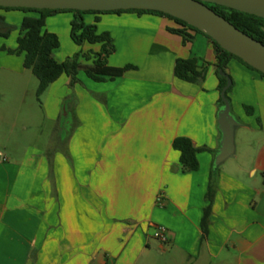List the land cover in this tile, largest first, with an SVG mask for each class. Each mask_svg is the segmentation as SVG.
Wrapping results in <instances>:
<instances>
[{
	"label": "crops",
	"instance_id": "0c3cea01",
	"mask_svg": "<svg viewBox=\"0 0 264 264\" xmlns=\"http://www.w3.org/2000/svg\"><path fill=\"white\" fill-rule=\"evenodd\" d=\"M31 16L0 10L15 28L0 37V101L37 97L24 56L8 52ZM83 18L87 25L98 19L97 34L110 35L108 66L129 69L116 79L88 78L101 45L72 41L73 13L47 18L46 30L60 41L57 62L79 53L90 59H79L76 84L63 75L41 97L46 118L71 127L60 135L54 129L44 149L0 139V264H264V78L230 61L235 154L212 177L223 138L212 40L188 31L185 42L173 32L181 26L156 15ZM178 60H194L202 78L179 80ZM177 138L205 149L197 172H182ZM158 227L167 230L165 244L155 237Z\"/></svg>",
	"mask_w": 264,
	"mask_h": 264
},
{
	"label": "trees",
	"instance_id": "16d2710c",
	"mask_svg": "<svg viewBox=\"0 0 264 264\" xmlns=\"http://www.w3.org/2000/svg\"><path fill=\"white\" fill-rule=\"evenodd\" d=\"M206 5L210 9H212L216 14L226 19L238 30L247 34L249 37L264 45V19L213 4ZM0 10L6 12L22 11L25 13L33 14V16L31 17H26L21 24V27L19 29V38L17 40V49L15 51L8 50V52L10 54L24 56V67L27 70H30L39 82L37 89L38 100H40V98L46 93L50 86L57 82L63 75H66L71 79L72 85L78 82L77 76L80 71V56L75 55L74 57L67 59L63 63L57 62L54 58V52L60 48V41L57 35L49 33L46 30V20L54 14H74V20L71 23V39L77 46H82L84 43H88L91 45H101L100 52L93 54V70L86 71L87 77L96 82H101L105 78H120L129 68L116 69L108 66L107 59L115 51L112 39L110 38V35L108 33L98 35L97 23L99 22V20L97 19L93 25H87L83 18L84 15H119L124 13L156 15L171 19L176 22L179 26H181L182 29L175 30L173 32L182 36L185 42H189L192 39V37L187 34L188 31L205 36L197 29L189 26L181 20H178L160 12L153 11L129 10L103 13L11 8H0ZM14 30V27L7 25L5 23V19L0 17L1 38H8ZM212 42L217 51V76L219 79L218 91L220 94L219 106L220 109H222L223 102L221 99V93L223 89L227 86L228 78L231 80L230 76L227 74L228 65L231 60L239 61L250 70L260 74V76H262L263 78L264 74L251 68L241 59L223 50L213 40ZM86 58L90 59L89 56H86ZM175 75L179 80L189 83H197L202 78V76L196 72V62L194 60H178L175 66ZM226 76H228V78ZM232 86L233 83L226 92V98L229 102V94L232 91ZM173 148L175 151L180 153V165L183 173L197 172L199 170V162L197 159V155L198 153L205 151V149L195 148L192 141L187 138H177L173 143ZM212 169L213 177V174L216 170V159H214ZM213 196V189L210 187L206 196V200L208 201L209 205L204 210V218L202 220V231L204 237L208 234V223L213 202Z\"/></svg>",
	"mask_w": 264,
	"mask_h": 264
},
{
	"label": "water",
	"instance_id": "95a60500",
	"mask_svg": "<svg viewBox=\"0 0 264 264\" xmlns=\"http://www.w3.org/2000/svg\"><path fill=\"white\" fill-rule=\"evenodd\" d=\"M206 4H213L264 19V0H0V8L51 11L115 12L153 11L181 20L217 43L223 50L264 74V45L241 32ZM228 78V76H226ZM221 93L223 108L218 114L222 142L216 166L220 167L235 154L238 122L231 112L226 92Z\"/></svg>",
	"mask_w": 264,
	"mask_h": 264
},
{
	"label": "rangeland",
	"instance_id": "374dc122",
	"mask_svg": "<svg viewBox=\"0 0 264 264\" xmlns=\"http://www.w3.org/2000/svg\"><path fill=\"white\" fill-rule=\"evenodd\" d=\"M82 59H87L88 54H77ZM75 56V55H74ZM32 76L33 82L37 84V79ZM14 80H21V78L13 77ZM13 83V82H12ZM16 82V87L20 88L22 84ZM18 84V85H17ZM24 85V84H23ZM35 96L29 97L24 103L11 102L3 98L0 101V114H4V121H0V139L4 140L6 137H13L18 140H26L36 145L40 149H44L50 142V137L54 129L60 135L64 130H67L71 125L66 124L62 118L60 123H54L48 120L45 116L46 111L43 107V99L40 98V102L37 101ZM16 122V126L13 129L12 123ZM28 126V131H24L23 127ZM13 131V134L10 132ZM58 137V136H57ZM59 138V137H58ZM55 143L57 141L55 140Z\"/></svg>",
	"mask_w": 264,
	"mask_h": 264
},
{
	"label": "built area",
	"instance_id": "2783aa9c",
	"mask_svg": "<svg viewBox=\"0 0 264 264\" xmlns=\"http://www.w3.org/2000/svg\"><path fill=\"white\" fill-rule=\"evenodd\" d=\"M167 230L163 227H158L155 237L162 243H167Z\"/></svg>",
	"mask_w": 264,
	"mask_h": 264
}]
</instances>
